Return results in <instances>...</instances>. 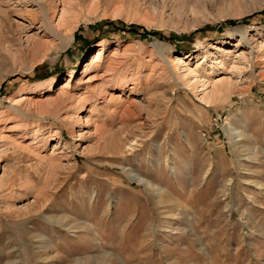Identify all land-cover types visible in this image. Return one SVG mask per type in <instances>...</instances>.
Listing matches in <instances>:
<instances>
[{
	"label": "rangeland",
	"instance_id": "374dc122",
	"mask_svg": "<svg viewBox=\"0 0 264 264\" xmlns=\"http://www.w3.org/2000/svg\"><path fill=\"white\" fill-rule=\"evenodd\" d=\"M0 17V264H264V0Z\"/></svg>",
	"mask_w": 264,
	"mask_h": 264
},
{
	"label": "bare ground",
	"instance_id": "6f19581e",
	"mask_svg": "<svg viewBox=\"0 0 264 264\" xmlns=\"http://www.w3.org/2000/svg\"><path fill=\"white\" fill-rule=\"evenodd\" d=\"M65 14V15H64ZM62 16V18H60V23L57 24V28H60V27H63L66 29V31H68L69 29V21L72 17H69V15L65 12ZM6 19L3 18V17H0V30H2L3 33H8L9 31H5V28L8 29L9 27H6ZM41 46V43L40 42H37V43H34V45L32 46V50H35L37 48H39ZM36 51V50H35ZM100 53L97 52V56L99 55ZM204 102H210L209 99L207 97H203L201 98ZM211 99V98H210ZM214 224V223H213Z\"/></svg>",
	"mask_w": 264,
	"mask_h": 264
},
{
	"label": "trees",
	"instance_id": "16d2710c",
	"mask_svg": "<svg viewBox=\"0 0 264 264\" xmlns=\"http://www.w3.org/2000/svg\"><path fill=\"white\" fill-rule=\"evenodd\" d=\"M130 29H131L133 32L137 33V32H136V30H137L136 27L132 26ZM158 37L163 38L161 35H158Z\"/></svg>",
	"mask_w": 264,
	"mask_h": 264
}]
</instances>
